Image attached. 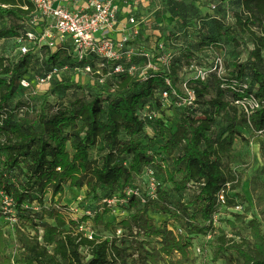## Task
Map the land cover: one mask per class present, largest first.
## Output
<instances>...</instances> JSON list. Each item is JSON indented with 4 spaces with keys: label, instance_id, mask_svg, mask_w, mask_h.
Returning <instances> with one entry per match:
<instances>
[{
    "label": "trees",
    "instance_id": "trees-1",
    "mask_svg": "<svg viewBox=\"0 0 264 264\" xmlns=\"http://www.w3.org/2000/svg\"><path fill=\"white\" fill-rule=\"evenodd\" d=\"M130 1L132 0H123L119 3L118 18L122 23L131 16L123 22V9L120 5H129ZM175 1L193 5L196 9H209L210 4L215 3V18L204 22L212 23L206 30L213 29L214 22L221 27L227 26L226 21L232 19L228 11H231L234 2H237L242 15L249 16L247 19L239 17L235 20L241 32L250 35L254 45L251 55L255 65L251 74L245 73L246 68L241 65L238 66L239 73L228 74L223 79L217 74H211L202 82L192 76L194 85L187 82L181 83V87L177 85L179 75L174 69V64L178 55L182 62L185 59L190 63V67H209L213 55L219 50L205 46L208 41L203 33L206 30L202 33L203 25L199 26L198 23H202L206 18L193 15L181 23L184 28L180 32L169 34L167 39L163 40L162 34L157 36L154 42L156 49L148 48L144 44L154 56V62L158 54L173 55L169 74L164 72L165 66L159 73H150L147 80L140 78L138 73L131 74V67L145 66V58L135 57L132 61L122 62L125 68L123 73H113L116 64L108 63L102 75L89 74L90 85L86 87L77 83L63 84V79L55 77L50 85L56 83L59 86L85 89L86 97L90 99L78 98L70 106L57 108L52 114L47 112L45 103L40 113H30L28 110L25 112L27 116L18 117L21 109H10L8 104L18 92L20 82H28L25 75L31 66L29 57L35 50H31L28 55H20L19 59L11 62L7 58H0V264H115L120 258L123 260V251L116 241L101 240L94 234L93 239L86 236L88 232L85 229L89 226L86 222L90 220L93 226L103 225L107 230L113 229V224L104 220L112 211L111 207L106 202L102 213L95 212L93 217H83L82 221H68L66 216L69 207L61 205L66 196V187L78 190L86 187V197L94 199L99 198L101 189L112 194L121 187V194L126 197L128 191L138 190L130 188L134 179L142 176L146 181L144 174L150 169L154 172L158 184L155 198L159 200L163 193L162 183L157 180V167L166 172V182L174 184L178 191L191 189L193 185L198 187V194L192 202L179 204L175 209L162 208L165 212V223L160 227L142 210H137L132 218L120 223L132 234L137 231V236L142 234L147 239H158V245L149 251H143L144 260L138 264H196L190 254L193 248L190 235L207 234L214 230L218 210L226 208L233 211L238 206L229 198L233 182L230 181L222 163L224 160H234L232 151L239 135L237 128L264 134V70L260 67L264 65V0ZM171 10L174 13L176 9H155L160 20V33L165 28V21ZM34 11V6L28 0H0V21L9 18L12 22L9 28H0V40L20 36L21 29H24V24L22 26L20 23L27 24ZM193 20L196 22H192ZM255 21H260L259 32L250 26ZM179 24L176 27H179ZM25 30L26 37L30 30ZM140 41L143 42L142 39ZM159 42H163L162 51L156 45ZM197 42L199 45L194 44ZM43 47L47 46L41 48ZM174 47L178 49L175 51ZM65 49L72 50L76 69L90 66L93 72L97 70L99 64L96 60L79 62L72 45L66 43L58 50ZM58 59L57 51L52 60L55 62ZM184 68L186 72L189 71L187 65H184ZM53 69L55 67L51 71ZM167 79L171 80L172 87L167 86ZM212 80L218 84V94L214 98H208L206 85ZM234 81L237 86L248 83V95L254 94L261 104V108L250 116L235 104L246 94L222 87L224 83L230 85ZM184 84L195 92L196 101L193 106L183 105V101L176 97L163 99L162 93L172 89L185 98ZM94 90L95 94L92 93ZM173 102L183 106V112L176 130L161 147L162 152L170 155L175 149L181 151V154L172 160L171 171L165 157L158 161L157 155H149L146 152L142 140L155 141L156 132L161 127L157 123L163 120L160 113L150 111V106H165ZM198 105L207 106L209 110L200 113L197 110ZM221 112L230 122L228 133L221 140L212 141L209 133L215 124V117ZM149 113H153L152 120L150 115H147ZM145 115L147 117H144ZM100 145L104 146L106 153L101 159H93L91 151ZM177 174L183 176L181 181L175 179ZM262 175L264 176V167ZM256 180H252L250 191L256 199L262 219L254 217L248 222L249 240L238 242L228 241L225 236L218 238L221 250L235 254L227 264H264V183L259 186ZM222 191H225L224 206L219 202ZM139 193V196H127V203L137 207L142 200L141 191ZM48 194L52 201L59 196L56 205L58 209H44L41 215L34 212L31 208L33 202L36 201L44 207ZM155 198L149 197L148 201H154ZM199 217L210 225L202 226ZM234 217L235 224L245 223L247 220L246 213L234 214ZM68 225L76 229L68 228ZM81 226H84L83 230ZM7 229L13 231V237L21 251L15 261L8 256V236L5 231ZM119 231L123 233L124 230ZM183 232L186 235H183Z\"/></svg>",
    "mask_w": 264,
    "mask_h": 264
},
{
    "label": "rangeland",
    "instance_id": "rangeland-1",
    "mask_svg": "<svg viewBox=\"0 0 264 264\" xmlns=\"http://www.w3.org/2000/svg\"><path fill=\"white\" fill-rule=\"evenodd\" d=\"M233 3V2H232ZM231 3V4H232ZM237 2H234L231 11H228L229 16L232 17L230 21L227 22V26L221 27L217 22H214L213 29H208L203 33V36L207 38V43L205 46L219 50L216 52L224 59L222 72L225 76L228 74L239 73L238 66L243 65L246 70L245 73L251 74L252 68L255 65L254 58L251 55L254 50V45L251 40L250 35L241 32V29L236 26L239 17L242 19H247L249 16H243L241 9H238ZM242 15V16H241ZM196 18V17H194ZM192 18V19H194ZM192 22H196L193 20ZM24 24V29H21L20 36L5 38L0 40V58H7L9 61H14L19 59L20 52L18 47L21 44L20 39L25 40V28L28 30H33L34 32H41V25L32 27L29 22H21ZM12 22L9 18L0 21V28H9ZM182 25L175 27L174 30H170L169 27L163 28L161 30L162 40L167 39V35L180 32L182 30ZM23 26V25H22ZM255 31H260V21H255L250 25ZM170 32V33H169ZM197 34V33H196ZM199 45V43H194ZM66 44L58 42L56 47L49 48L43 47L39 50H35L29 57L31 61V66L25 75V79L28 82H20L19 90L14 96V98L9 102L10 109H18V117L27 116L25 112L28 110L30 113H40L42 106L47 103L46 109L49 114L56 111L57 108L68 107L76 99L86 97L85 89H80L76 86H59V84L54 83L53 85H42L40 79L43 78L47 73L51 71L52 68L59 69L60 78L63 79V84L68 85H90L89 79L90 75L83 71V67L76 69L74 66V58L71 49L58 50L60 47H64ZM151 48L150 46H148ZM178 48L174 47L176 51ZM181 50V48H179ZM59 52V59L53 61V56ZM177 61L174 64V69L177 70L179 79L176 82L179 87L181 83H188L189 85H194L192 80L193 72L191 71L190 63H187L185 59L177 56ZM264 59V52H263ZM213 61V60H211ZM184 65H187L189 71L186 72ZM211 63L208 65L210 66ZM260 66V65H259ZM264 70V65L260 66ZM29 83V86H26ZM215 80H212L206 86L208 88V98H214L218 94V86ZM28 87V88H27ZM93 94L96 93L94 90ZM1 98V96H0ZM87 98V97H86ZM87 99H90L87 98ZM183 106L178 103L166 104L165 106L159 105L158 107L150 106V111L161 114L163 120L158 122L157 125L159 130L156 132V140L148 142V139H143L142 142L145 143V150L149 155H157L158 161H161L163 157L167 160L171 171L173 170L172 160L177 158L181 151L175 149L171 155L167 152H162V148L170 134L176 130V126L180 121V115L183 112ZM198 112L202 113L205 110H209V107L198 105ZM216 110H213V112ZM31 115V114H30ZM216 121L213 126L212 131L209 133V137L212 141H218L227 136L228 127L230 122L227 121L223 113L217 114L215 117ZM239 135L237 136V141L233 147L232 155L234 160H224L222 165L228 175L231 182H233L232 189L229 191V198L236 202V205H241L242 210L239 212H233L226 208H220L219 213L215 217L214 227L215 229L209 231L207 234H192L190 235L193 248L191 249V257L195 260L196 264H227L231 257H235L232 252H224L221 250L218 238L225 236L228 241H238L249 240L250 229L248 222L254 217L262 219L260 211L256 204V199L250 191L251 183L254 178L257 180V184L261 186L264 183V176L262 175V170L264 167V134L262 133H252L245 129L239 127L237 128ZM140 138V139H141ZM106 151L103 145L97 146L91 151V157L93 159H101L105 155ZM162 154V156H160ZM163 154L165 156H163ZM160 156V157H159ZM170 171V172H171ZM157 180L162 183V193L163 197L157 200L149 202L148 198L151 197L153 192L151 187L145 181V177H136L131 183L130 188H136L141 191L140 202L137 207L132 206L127 203V196L121 194V187L117 188L114 193H110L108 190L101 189L99 191V198L94 199L93 197L87 198L86 194L88 192L87 188L82 190L71 189L66 187V196L61 201V205H67L69 211L67 214L68 221H82L83 217H93L95 212L102 213L107 202L108 206L111 207L112 211L104 217L106 222L113 224L112 230H107L103 225H94L92 221L86 222L89 224V228L94 232V235L101 240L108 239L110 241H116L117 245L122 249L124 258L119 259L115 264H138L144 260L143 251L151 250L155 245H158V239H147L142 234L136 235L137 231L132 234L128 229L123 228L120 223L126 219L132 218L137 210H142L149 217L153 218L155 224L160 227L164 222V210L162 208L175 209L179 204H187L192 202L197 194L198 187L193 185L192 188L185 191H178L174 184L167 183V174L163 170L157 167ZM181 174H177L175 179L181 181ZM147 178V177H146ZM59 196L55 200H51V196L48 194L45 197L44 207H41L36 201L33 202L31 208L34 212L43 213L44 209L57 208ZM149 202V203H148ZM73 208L74 210H72ZM58 209V208H57ZM247 214V220L245 223H236L234 214ZM72 219V220H70ZM92 219V218H91ZM199 223L202 226H209V223H205L201 217L198 218ZM50 222V219H46ZM52 222V221H51ZM234 223V225H232ZM0 225H2L0 223ZM264 225V223H263ZM68 228H74L70 225ZM123 229V233L119 230ZM8 236V256L15 261L19 258L21 251L19 250L18 244L13 237V231L11 229L5 230ZM88 232V229H85ZM183 235H186L183 232Z\"/></svg>",
    "mask_w": 264,
    "mask_h": 264
},
{
    "label": "built area",
    "instance_id": "built-area-1",
    "mask_svg": "<svg viewBox=\"0 0 264 264\" xmlns=\"http://www.w3.org/2000/svg\"><path fill=\"white\" fill-rule=\"evenodd\" d=\"M35 11L29 21V25L34 27L41 25V32L30 30L23 41L20 39L18 51L21 56L28 55L31 50H38L42 46L49 48L56 47L58 42L69 43L73 46L76 59L86 61L94 59L98 62V68L95 72L90 66H86L83 71L87 74L94 73L102 75L103 69L108 63L116 64L113 73L119 74L125 72L122 65L124 60L132 61L135 57L145 58V66H133L129 69V73H138L140 78L147 80L150 73H159L161 68L165 66L164 72L170 73V63L173 55H163L156 57V62L153 61L154 56L144 43L141 42L143 28L149 25L146 18H137L131 16L125 23L119 20V3L123 0H28ZM27 9V7H25ZM212 13L217 11V5L211 3L209 7ZM158 49H164L163 42L156 44ZM156 49V46H155ZM211 65L209 67L192 66L191 71L196 80L206 81L211 74H217L220 78H225V73L222 72L224 59L221 55L214 54ZM60 77L59 69L55 68L48 75L40 79L42 85H48L55 78ZM25 83V82H24ZM166 84L172 87V82L167 79ZM26 86H29L27 84ZM229 88L232 91H237L241 94H246L243 99L237 100L235 104L243 110L248 116L261 108L259 100L254 94L248 95L249 84L242 83L237 86L236 81L230 85L222 86ZM185 98L180 97L176 90H165L162 97L169 100L170 97H176L183 101L185 106H193L196 101L195 92L190 89L187 84L183 85ZM150 120L153 119V113H149ZM145 115L144 117H147ZM149 187L152 189L151 197L155 198L157 188L154 172L150 169L145 171ZM229 187V184H227ZM139 196L138 190H130L127 196ZM219 202L222 206L225 202V191L219 195ZM11 204V203H10ZM74 210L73 208H71ZM242 206H236L233 211L239 212ZM88 224V223H87ZM89 225V224H88ZM84 226H81V230ZM87 237L93 239L94 232L87 227ZM121 233V231H119Z\"/></svg>",
    "mask_w": 264,
    "mask_h": 264
},
{
    "label": "crops",
    "instance_id": "crops-1",
    "mask_svg": "<svg viewBox=\"0 0 264 264\" xmlns=\"http://www.w3.org/2000/svg\"><path fill=\"white\" fill-rule=\"evenodd\" d=\"M120 8L123 9L121 15V20H123V22H125L128 17L133 15L137 18L144 17L147 19L149 25L143 28V35L141 36V39L143 43L147 45V47L150 46L151 49L155 47L154 42L157 39V36L161 35L160 31L158 30V22L160 23V20L155 9H176L174 10V13L171 10L169 16H167V20L165 21L164 27H169L170 30H173V28L176 27L178 23H183L184 20L189 19L193 15H197L200 16V18H206L202 20V23H198L199 26L203 25L201 28L203 33L204 30H206V27L212 24L204 22H210L214 20L213 18H215V14L212 13L210 9H196L193 5L191 6L184 2L175 0H132L130 1L129 5L124 3L121 4ZM182 28H184V24L182 25Z\"/></svg>",
    "mask_w": 264,
    "mask_h": 264
}]
</instances>
